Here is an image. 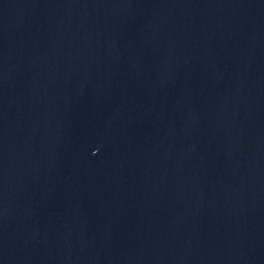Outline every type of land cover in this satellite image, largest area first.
I'll use <instances>...</instances> for the list:
<instances>
[{
  "label": "water",
  "instance_id": "1",
  "mask_svg": "<svg viewBox=\"0 0 264 264\" xmlns=\"http://www.w3.org/2000/svg\"><path fill=\"white\" fill-rule=\"evenodd\" d=\"M0 264H264V0H0Z\"/></svg>",
  "mask_w": 264,
  "mask_h": 264
}]
</instances>
